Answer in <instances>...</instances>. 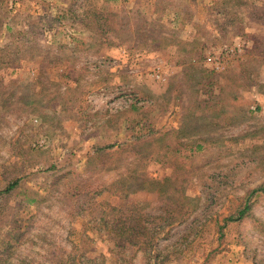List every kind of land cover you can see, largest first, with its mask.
<instances>
[{"label":"rangeland","instance_id":"1","mask_svg":"<svg viewBox=\"0 0 264 264\" xmlns=\"http://www.w3.org/2000/svg\"><path fill=\"white\" fill-rule=\"evenodd\" d=\"M263 50L264 0H0V264H264Z\"/></svg>","mask_w":264,"mask_h":264},{"label":"trees","instance_id":"2","mask_svg":"<svg viewBox=\"0 0 264 264\" xmlns=\"http://www.w3.org/2000/svg\"><path fill=\"white\" fill-rule=\"evenodd\" d=\"M112 31L113 30L110 28L109 32H112ZM259 54H260V56L262 58H264V50L263 51H259ZM197 148L200 150L202 148V145H199ZM144 181L150 182L149 180H144ZM152 182L157 184V181L153 180ZM12 188H14V187H10L9 190L12 189ZM163 188H164L163 189L164 191H162V189H161V192H163L161 194L169 195V197H171L172 194H173V192H172L173 189L171 188V191L169 193H167L166 189H168L170 187L169 186H164ZM257 192H260V190L253 191L251 193V195L247 198V200H245V202H244V204H243V206L241 208H239L236 212H234L233 215H230V216L226 217L227 225L229 223L242 222L243 220H245L249 216V214H250V212L252 210V206H253V203L250 202L251 201V197L254 196V194H256ZM184 199L185 200H190V198H188L186 196L184 197ZM126 218L131 220L130 217H126ZM133 220H135V218ZM173 222H175L174 219H171V223H173ZM126 223H123V224H121V223L119 224L118 223L115 226L111 225L113 227V229H111V233L114 232L116 235H118L120 237H125L129 242H133L134 240H139L140 238H145V237H147L149 235H151L150 237L152 239H154L155 238V232H157L155 230L160 228L158 226H155L154 228L147 229V228H145V227H143L141 225H137V226L132 225V226H129V227H125ZM220 232L223 233V229L220 230ZM138 243L140 244L139 248H145V249L148 250V248L153 247V244L149 243V242H144V241L140 242L139 241Z\"/></svg>","mask_w":264,"mask_h":264}]
</instances>
